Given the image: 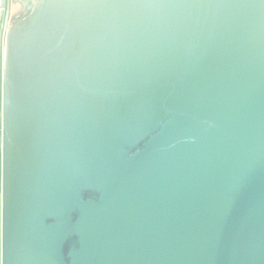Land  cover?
Segmentation results:
<instances>
[{"label":"water","instance_id":"obj_1","mask_svg":"<svg viewBox=\"0 0 264 264\" xmlns=\"http://www.w3.org/2000/svg\"><path fill=\"white\" fill-rule=\"evenodd\" d=\"M32 1L0 33V264H264V0Z\"/></svg>","mask_w":264,"mask_h":264},{"label":"crops","instance_id":"obj_2","mask_svg":"<svg viewBox=\"0 0 264 264\" xmlns=\"http://www.w3.org/2000/svg\"><path fill=\"white\" fill-rule=\"evenodd\" d=\"M14 2L17 5L19 1L14 0L13 4ZM15 11H16L15 4H14V10L11 11L10 0H0V29L2 26L5 25L9 26L10 24H12L13 15H16ZM2 61H3V46L0 44V65L2 64ZM0 132H1V111H0ZM0 173H1V134H0ZM0 178H1V174H0Z\"/></svg>","mask_w":264,"mask_h":264},{"label":"rangeland","instance_id":"obj_3","mask_svg":"<svg viewBox=\"0 0 264 264\" xmlns=\"http://www.w3.org/2000/svg\"><path fill=\"white\" fill-rule=\"evenodd\" d=\"M10 1H11V11L14 10V4H15V6H16L15 14H16V15H17V14H20V13L22 12V10H23V4H22V2H20V0H17V1H19V2H18V4L16 5L15 2H14V4H13V1H14V0H10Z\"/></svg>","mask_w":264,"mask_h":264},{"label":"built area","instance_id":"obj_4","mask_svg":"<svg viewBox=\"0 0 264 264\" xmlns=\"http://www.w3.org/2000/svg\"><path fill=\"white\" fill-rule=\"evenodd\" d=\"M6 28H7L6 25L1 27V31H2L1 35H2V37H3L4 33H5ZM1 132H2V129H1ZM1 132H0V134H1Z\"/></svg>","mask_w":264,"mask_h":264},{"label":"flooded vegetation","instance_id":"obj_5","mask_svg":"<svg viewBox=\"0 0 264 264\" xmlns=\"http://www.w3.org/2000/svg\"><path fill=\"white\" fill-rule=\"evenodd\" d=\"M25 2L28 4L29 7H31V4H33V1L32 0H25ZM24 12L26 14L27 11L25 10Z\"/></svg>","mask_w":264,"mask_h":264},{"label":"trees","instance_id":"obj_6","mask_svg":"<svg viewBox=\"0 0 264 264\" xmlns=\"http://www.w3.org/2000/svg\"><path fill=\"white\" fill-rule=\"evenodd\" d=\"M25 15V12L23 11V13L21 14V16H24Z\"/></svg>","mask_w":264,"mask_h":264}]
</instances>
